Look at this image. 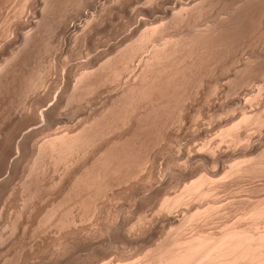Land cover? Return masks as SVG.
<instances>
[{
    "label": "rangeland",
    "instance_id": "rangeland-1",
    "mask_svg": "<svg viewBox=\"0 0 264 264\" xmlns=\"http://www.w3.org/2000/svg\"><path fill=\"white\" fill-rule=\"evenodd\" d=\"M173 1L0 0V170L7 168L16 140L21 143L20 158L0 185V264H153L163 248L194 234H221L233 226L264 232V215L252 218L249 212L264 205V0H183V10L175 7V20L170 12L154 24L137 26L149 9H171ZM89 8L95 20L83 18V31L66 33L65 25ZM206 30L212 31L208 54L197 50L200 55L193 56L195 51L186 50L189 65L182 66H188L189 88L165 104L166 122H156L166 123L157 124L166 125L164 130L148 127L149 142L155 137L151 156L146 161L143 153L141 160L136 157L146 163L135 160V166L111 174L102 189L80 184L129 126L108 114L98 140L76 153L59 154L49 143L62 132L73 136L88 128L157 48H171L175 40ZM142 31L150 38L142 40ZM134 41L137 52L123 60ZM118 64L123 69L114 78L112 68ZM40 111L50 112L52 119L41 123ZM245 115L253 117L251 122L242 120ZM29 125L39 129L25 134ZM206 175V194H185L188 185ZM196 211L201 213L190 219Z\"/></svg>",
    "mask_w": 264,
    "mask_h": 264
},
{
    "label": "bare ground",
    "instance_id": "bare-ground-1",
    "mask_svg": "<svg viewBox=\"0 0 264 264\" xmlns=\"http://www.w3.org/2000/svg\"><path fill=\"white\" fill-rule=\"evenodd\" d=\"M104 1V0H103ZM111 1V0H110ZM120 1V0H119ZM175 1V0H174ZM173 1V3H174ZM193 0H189L187 2L188 3H191ZM209 1V0H208ZM207 1V2H208ZM227 1V0H226ZM95 2V0H94ZM93 2V3H94ZM97 2H101L102 4V1H97ZM106 2V1H105ZM113 2V1H112ZM118 2V1H117ZM116 2V3H117ZM198 2V1H197ZM53 3V2H52ZM92 3V4H93ZM96 3V2H95ZM55 4V3H54ZM105 4V3H104ZM109 5V4H108ZM184 5V2L183 0H176L175 1V5H173L172 7H169L171 9H163V10H158L157 8L153 9L151 8L152 10L149 9V11L141 18H137L136 20V23H137V26H139V28L142 26V25H147V24H154L156 22H158V20H162L163 18V15H168L170 12L171 15H175V12L177 13L175 7L179 6L180 7V10H183L184 7L182 6ZM197 5V4H196ZM88 6V5H87ZM94 6V5H93ZM92 6V8H93ZM106 6V5H105ZM89 7V6H88ZM101 7V5H100ZM262 7V6H261ZM91 8V7H90ZM89 9H84V11L82 12V14L80 16H78L75 20H73L72 22L70 21V24L67 23V25H65L64 27V30L66 33L68 32H74L75 34V30H79L81 29L83 31V28H82V23L81 21L84 20L85 18H89L91 16L94 15V13L96 12V7L93 8L95 11L94 13H92ZM123 8V7H122ZM203 8V7H201ZM200 8V9H201ZM103 9V8H102ZM216 9V8H215ZM98 10V9H97ZM103 11V10H102ZM146 11V10H145ZM144 11V12H145ZM189 11V10H188ZM199 11V10H198ZM99 12V11H98ZM143 12V11H142ZM213 12V11H212ZM102 14V12H101ZM144 14V13H143ZM169 14V15H170ZM204 14V13H203ZM140 15V14H139ZM138 16V15H137ZM141 16V15H140ZM176 16V15H175ZM172 17L173 18H175ZM179 16H182V15H179ZM178 16V18H179ZM97 17V16H96ZM132 17V16H131ZM167 17V16H165ZM226 17V16H225ZM82 18V19H81ZM84 18V19H83ZM95 18V16H94ZM91 17V20L94 19ZM162 18V19H161ZM181 18V17H180ZM179 18V19H180ZM187 18V17H186ZM178 19V20H179ZM32 20V19H31ZM34 20V19H33ZM95 20V19H94ZM93 20V21H94ZM175 20V19H173ZM87 21V20H86ZM30 22V20L28 21ZM26 22V23H28ZM36 22V21H35ZM88 22V21H87ZM25 23V24H26ZM32 22H30L31 24ZM85 23V22H84ZM90 23V21H89ZM92 23V21H91ZM184 23V22H183ZM198 23V22H197ZM135 24V22H134ZM36 26V25H35ZM85 26L88 27V25L85 24ZM154 26L152 25V28ZM164 27V26H163ZM134 28V27H133ZM138 28V27H137ZM144 28V27H143ZM150 28V27H149ZM156 28V27H154ZM153 28V29H154ZM172 28V27H171ZM86 29L87 28H84L85 32H86ZM93 29V28H92ZM165 29V28H164ZM205 29V28H204ZM62 30V31H64ZM200 30V29H199ZM202 30V29H201ZM76 31V32H77ZM151 31V30H150ZM157 31V29H156ZM207 31V30H206ZM65 32H63V34H65ZM148 32V31H147ZM201 32V31H200ZM198 32V33H195L193 35H191L190 37L186 38V39H182L184 37L181 38V42L180 41H177L175 40L176 42H173L174 45H172L171 48H157L152 56L147 60V62L145 63L144 67L139 71V74H137L138 76L136 77V79H134L133 81H130L125 87L124 89L121 90V92H117L118 94L115 96V100H112L111 103H109L110 106H106V108L103 110L102 114L100 113V116L99 117H95L94 118V121L91 123V125L88 126V128L86 129H83L82 131L80 130L79 133H77L76 135L74 134L73 136L69 135V134H64L63 132L61 133V135H58L57 138H55L54 140H52L50 143H49V147H51L53 150H56V152H61L62 154L63 153H71V151L73 152L74 150H77L79 148H83L85 146H89L91 143H93L94 141L96 142V140H98L99 136H100V132L98 129L104 119V117L108 114H110V116L112 115H116V117L119 119V121L123 122L122 124L124 125H127L129 126V131L126 132L127 135H124L123 138H120L117 142H114L113 145L110 146V148H108L104 155H102V158L99 160V166L94 167L92 166V170L89 172V170L87 172V174H85L83 176V179L81 180L80 184L82 183V185L84 184L85 186H89V187H96L97 189H102L104 188L106 185H108L109 181H108V178L111 174H114V173H117V172H122V170L125 168L127 169L128 166H131L132 163L136 162V157L138 159L144 157V160L146 161L147 158H149L150 156L149 155V148H151V144H152V141L153 139L155 138H151L152 141L150 140L149 142V135L151 134L150 132H148L149 128L151 126V124H156L157 121H159L160 119L164 122H166V120L163 118L166 117V115L168 116V114L162 116V114L165 112L167 113V111H163V109H165V107H168L170 106V104H168L169 102L167 101H174V99L177 98V91H180V90H183L185 86L188 87V84H187V78L186 76L188 75V72L186 71L187 69V60L188 58H186L184 56L185 53H187L188 51V54H189V51L193 53V56L194 54L196 53V56H198L197 54V50H199L200 54H204L205 52H207V46L206 44L209 46L210 42L211 41V38H212V34L210 31H207V32ZM210 32V33H209ZM237 32V31H236ZM143 33V31H142ZM28 34V33H27ZM79 34V33H78ZM81 34V33H80ZM141 34V33H140ZM211 34V35H210ZM219 34V33H217ZM216 34V35H217ZM77 35V33H76ZM74 36V35H73ZM85 36V35H84ZM138 36V35H137ZM150 33H143L142 35H140L139 37L142 38V40L146 39V38H150ZM187 36V35H185ZM215 36V35H214ZM152 38V37H151ZM135 39L138 40V38L136 37ZM134 39V40H135ZM177 39V38H176ZM119 40V39H118ZM180 40V39H179ZM214 40V39H213ZM139 41V40H138ZM172 42V41H171ZM135 45L132 44L128 51L124 53V57H123V60H128L127 58H130L137 52H135V50L139 47V45H136V41H134ZM169 43V42H168ZM209 43V44H208ZM145 44V43H144ZM143 45V44H142ZM167 45V44H165ZM212 45V44H211ZM161 47V46H160ZM165 47V46H164ZM216 47V46H215ZM203 48H206L205 51H202L200 49H203ZM138 50V49H137ZM187 50V51H186ZM121 51V50H120ZM126 51V50H125ZM186 51V52H184ZM198 51V52H199ZM119 52V51H118ZM184 52V53H183ZM204 52V53H203ZM121 53V52H120ZM123 53V52H122ZM134 53V54H133ZM183 53V54H182ZM211 53V52H210ZM139 54V53H138ZM182 54V55H181ZM187 54V55H188ZM199 54V55H200ZM205 54H208V53H205ZM186 55V54H185ZM186 55V56H187ZM115 56V55H114ZM113 56V57H114ZM117 56V55H116ZM115 56V57H116ZM202 56V55H201ZM121 57V58H122ZM189 57V55H188ZM118 58V57H117ZM185 58V59H184ZM201 58V57H200ZM115 59V58H114ZM185 63H181V61H183ZM187 59V60H186ZM198 59V58H197ZM120 60V59H119ZM84 61V60H83ZM114 61V60H113ZM199 62V61H198ZM197 62V63H198ZM107 63H110V62H107ZM123 63V62H122ZM205 63V62H204ZM247 63V62H246ZM113 64V63H111ZM116 64V63H115ZM121 64V63H120ZM184 64H187L186 66H182ZM194 64V63H193ZM201 64V63H200ZM104 66V65H103ZM127 66V65H125ZM217 66V65H216ZM260 66V65H259ZM87 67V66H86ZM112 67V66H111ZM186 67V68H184ZM195 67V66H194ZM241 67V66H240ZM99 68V67H98ZM109 68V67H107ZM118 68H120L119 64L118 66L115 65L114 68H112V73L113 74L112 76H114V78H116V75L118 74ZM127 68V67H126ZM198 68V67H197ZM201 68V67H200ZM123 69V68H122ZM120 68L119 72L122 70ZM190 69V68H189ZM210 69V68H209ZM95 70V69H94ZM107 71V70H106ZM189 71V70H188ZM203 71V70H202ZM103 72V71H102ZM109 72V71H108ZM186 72H187V75H186ZM121 73V72H120ZM119 73V74H120ZM92 74V73H91ZM109 74V73H108ZM110 74V75H111ZM118 74V75H119ZM191 74V73H189ZM120 76V75H119ZM189 76V75H188ZM193 77V76H192ZM95 78V77H94ZM99 78V77H98ZM97 79V78H96ZM101 79V78H100ZM108 79V78H107ZM80 80V79H79ZM102 80V79H101ZM38 81V80H37ZM103 81V80H102ZM101 81V82H102ZM108 81V80H107ZM186 81V83H185ZM88 82V81H87ZM91 82V81H90ZM188 82H191L188 81ZM236 82V81H235ZM99 83V82H98ZM185 83V85H184ZM83 84V83H82ZM86 84V83H85ZM187 84V85H186ZM65 85V84H64ZM88 85V83H87ZM66 86V85H65ZM80 87V85H78ZM78 87V88H79ZM87 86H85L86 88ZM91 87V86H90ZM95 87V85L93 86ZM180 87H182V89H180ZM189 88V87H188ZM81 89H84V88H81ZM86 89H89L86 88ZM99 89V88H98ZM96 89V90H98ZM200 90V89H199ZM198 90V91H199ZM64 91V90H63ZM78 91V90H77ZM84 91V90H83ZM89 91V90H88ZM86 91V92H88ZM93 92V91H92ZM183 92V91H182ZM180 91V93H182ZM64 93V92H63ZM61 94V92H60ZM77 94V93H76ZM82 94V93H81ZM176 94V95H175ZM176 98H174L175 96ZM179 95V94H178ZM183 95V94H182ZM181 95V96H182ZM185 95V94H184ZM222 95V94H221ZM76 96V95H75ZM180 96V97H181ZM251 96V95H250ZM61 97V96H60ZM64 97V96H63ZM92 97V96H91ZM171 98V100H168V98ZM183 97V96H182ZM181 97V98H182ZM244 97V96H243ZM68 98V97H67ZM114 98V97H113ZM169 98V99H170ZM186 98V97H185ZM189 98V97H188ZM258 98V97H257ZM192 99V98H191ZM238 99V97H237ZM244 99V98H243ZM89 100V99H88ZM100 100V99H99ZM246 100V99H245ZM46 101V100H45ZM176 101V100H175ZM179 101V99H178ZM181 101V99H180ZM55 102V101H53ZM62 102V101H61ZM177 102V101H176ZM167 103V105L165 106V104ZM175 102H173L174 104ZM178 103V102H177ZM58 104V103H57ZM80 104V103H79ZM89 104V103H88ZM52 105V104H50ZM49 105V106H50ZM55 105V104H53ZM52 107V106H51ZM50 107V108H51ZM58 107V106H57ZM48 108V107H47ZM48 108V109H50ZM171 108V107H170ZM185 108V107H184ZM47 109V110H48ZM173 109V108H172ZM187 109V108H186ZM46 110V109H45ZM46 110V111H47ZM53 110V109H52ZM88 110V109H87ZM170 110V109H169ZM212 110V109H211ZM244 110V109H243ZM41 111H44L41 110ZM40 111V119H41V123L44 122L46 120V118H49L50 117V112H43L41 113ZM49 111V110H48ZM51 111V110H50ZM66 111V110H65ZM70 111V110H69ZM171 111V110H170ZM180 111V110H179ZM232 111V110H231ZM54 112V111H53ZM163 112V113H162ZM169 112V111H168ZM244 112V111H243ZM39 113V112H38ZM263 113V111H262ZM181 114V113H179ZM188 114V113H187ZM234 114V113H233ZM37 115V114H36ZM62 115V114H61ZM91 115V114H90ZM118 115V116H117ZM183 115V113H182ZM252 115V114H251ZM52 116V115H51ZM98 116V115H97ZM179 116V115H178ZM246 116V115H245ZM249 115H247L246 117H243L244 119H242L243 121L245 119L246 122L250 120H252L253 117H248ZM254 116V115H253ZM38 117V116H37ZM53 117V116H52ZM55 117V116H54ZM61 117V116H60ZM115 117V118H116ZM162 117V118H160ZM184 117V116H183ZM187 117V116H186ZM185 117V118H186ZM262 116H258L257 115V120L258 121H261V118ZM51 118V117H50ZM49 118V120H50ZM112 117V119H115ZM117 118H116V121H117ZM168 118V117H167ZM170 118V117H169ZM179 118V117H177ZM181 118V117H180ZM192 118V117H191ZM234 118V117H232ZM237 118V117H236ZM235 118V119H236ZM251 118V119H249ZM52 119V118H51ZM56 120V117L54 118ZM121 119V120H120ZM172 119V118H171ZM187 119V118H186ZM255 119H256V114H255ZM264 119V118H263ZM37 120V119H36ZM35 120V121H36ZM70 120V119H68ZM110 120V119H109ZM181 120V119H180ZM78 121V120H76ZM105 121V120H104ZM107 121V120H106ZM162 121H160L161 125L163 124H166V123H163ZM170 121V120H169ZM226 121V120H225ZM232 121V120H231ZM256 121V120H255ZM257 121V122H258ZM52 122V121H51ZM61 122V121H60ZM63 122V121H62ZM108 122V121H107ZM111 122V120H110ZM241 122V121H240ZM116 123V122H115ZM185 123V122H184ZM228 123V122H227ZM261 123V122H260ZM259 123V124H260ZM68 124V123H67ZM105 124V123H104ZM107 124V123H106ZM111 124V123H110ZM158 125L159 122L157 123ZM154 125L153 128L151 126V128L154 130V128L157 126ZM167 124H168V121H167ZM180 124V123H179ZM237 124V123H236ZM238 124H239V121H238ZM238 124L236 126H238ZM70 125V124H69ZM103 125V123H102ZM160 125V126H161ZM262 125V124H260ZM30 126V125H29ZM27 126V128L29 127ZM41 126V125H40ZM74 126V125H73ZM160 126H157L158 128ZM166 125H164V128H165ZM235 127V125H233ZM42 127V126H41ZM106 127V126H105ZM162 127V126H161ZM160 127V129H162ZM168 127V125H167ZM233 127V128H234ZM64 128V127H63ZM84 128V127H83ZM101 128V127H100ZM150 128V129H151ZM155 130L154 131V134L156 131H160L162 132V130H164V128L162 130ZM237 128V127H236ZM234 128V129H236ZM239 128V127H238ZM34 127L30 126V128H28L25 132V134H27L28 132H33L34 130L36 129H39L36 128L34 129ZM151 129V130H152ZM223 129V128H222ZM229 129V128H228ZM263 129V128H262ZM33 130V131H32ZM127 130V129H126ZM125 130V131H126ZM149 130V131H151ZM232 130V129H231ZM229 130V131H231ZM124 131V132H125ZM168 131V130H167ZM23 132V131H22ZM21 132V133H22ZM169 132V131H168ZM174 132V131H173ZM34 133V132H33ZM68 133V132H67ZM125 133V134H126ZM149 133V135H148ZM237 133V132H236ZM32 134V133H31ZM158 132H156L155 135H157ZM161 134V133H160ZM158 134V136L160 135ZM165 134V133H164ZM240 134V133H239ZM99 135V136H98ZM163 135V134H162ZM223 135V134H222ZM231 135V134H230ZM21 136V134H20ZM27 136H30V135H27ZM153 137V135H150ZM248 136V139H249V136L250 135H246ZM244 136V138L246 137ZM98 137V138H97ZM122 137V136H121ZM157 137V136H156ZM240 137V136H239ZM97 138V139H96ZM237 138V137H236ZM241 139L243 137H240ZM28 139V138H27ZM216 139V138H215ZM240 139V140H241ZM247 139V137H246ZM256 139V138H255ZM259 139V138H258ZM23 140V136H22V139ZM25 140V139H24ZM157 140V139H156ZM225 140V139H224ZM101 141V140H100ZM245 141V140H244ZM14 142V141H13ZM22 142V141H21ZM155 142V141H154ZM207 141H205L206 143ZM241 142V141H240ZM249 142V141H248ZM247 142V143H248ZM264 142V141H263ZM26 143V142H25ZM243 143V142H242ZM251 143V141H250ZM253 143V142H252ZM257 143V142H256ZM20 141L16 140L13 148H10L11 151L8 152V155L7 157L9 156V164L7 166V168L5 169H1L0 170V185L1 183H3V180L7 177V173L9 174V170H10V166L11 164H13L15 161H17V159H19L20 156L19 155V146H20ZM139 144V145H137ZM203 144V143H202ZM246 144V143H245ZM261 144L263 145V143L261 142ZM24 145V144H23ZM23 145H21L23 147ZM248 145H251L248 143ZM256 144H254L255 146ZM150 146V147H149ZM254 146H246L247 148H245L244 146V149H249V148H253ZM40 147V146H39ZM45 147V146H44ZM47 147V146H46ZM45 147V148H46ZM208 147L209 144H208ZM237 147V146H236ZM235 147V148H236ZM239 147V146H238ZM260 147V146H259ZM21 148V147H20ZM88 148V147H87ZM200 148H203L200 146ZM251 148V149H252ZM255 148V147H254ZM203 152L206 150V147L203 148ZM212 149V148H211ZM218 149V148H217ZM230 149V148H229ZM238 149V148H236ZM241 149V148H240ZM258 149V148H257ZM260 149V148H259ZM258 149V151H259ZM50 150V148H49ZM52 150V152L54 153V151ZM58 150V151H57ZM155 150V149H154ZM202 150V149H201ZM219 150V149H218ZM227 150V149H226ZM250 150V149H249ZM78 151V150H77ZM104 151V150H103ZM152 151V150H151ZM150 151V152H151ZM198 151V150H197ZM209 151V150H208ZM213 151V150H212ZM223 152L222 150H219V151H216V148H215V152H219L220 153ZM235 151V149H234ZM256 149L254 152H258ZM51 152V151H50ZM75 152V151H74ZM86 152V151H85ZM187 152V151H186ZM201 153V151H198ZM197 152V153H198ZM202 152V153H203ZM207 152V151H206ZM205 152V153H206ZM211 152V150H210ZM214 152V153H215ZM252 152V151H251ZM40 153V152H39ZM52 153V155H53ZM65 153V154H66ZM76 153V152H75ZM145 154L144 156H141L142 154ZM196 153V152H195ZM217 153V154H219ZM224 153V152H223ZM239 153V152H237ZM243 154V152H240ZM21 154V153H20ZM60 154V153H59ZM62 154L60 155L61 157ZM63 154V155H65ZM138 154H140V156H138ZM194 154V153H193ZM209 154V153H208ZM216 154V155H217ZM232 154V153H231ZM240 154V155H242ZM22 155V154H21ZM195 155V154H194ZM202 155V154H201ZM211 155V154H210ZM213 155V154H212ZM223 155V154H221ZM219 155V156H221ZM237 155V154H236ZM239 155V154H238ZM244 155V154H243ZM247 155V153H246ZM245 155V156H246ZM251 155V154H249ZM57 156V155H56ZM18 157V158H17ZM59 157V156H58ZM66 157V156H65ZM74 157V156H72ZM203 157V156H202ZM207 158V156H204ZM203 157V158H204ZM225 157V156H224ZM180 158V157H179ZM203 158H199L200 160H202ZM211 158V157H210ZM215 158V157H214ZM237 158V157H236ZM16 159V160H15ZM47 159V158H45ZM198 159V160H199ZM220 159V158H219ZM15 160V161H14ZM59 160V159H58ZM66 160V159H65ZM136 160V161H135ZM141 160V159H140ZM139 160V161H140ZM154 160V159H153ZM152 160V161H153ZM193 160V159H192ZM205 160V159H204ZM209 160V158H208ZM213 160V159H212ZM217 160V159H216ZM224 160V159H223ZM14 161V162H13ZM61 161V160H60ZM67 161V160H66ZM143 161V159H142ZM141 161V164L140 162H138V164L140 165H144L146 162L143 161L142 163ZM197 161V160H196ZM62 162V161H61ZM136 162V163H137ZM150 162V161H149ZM208 162V161H207ZM16 163V162H15ZM95 163V162H94ZM133 163V164H134ZM135 163V164H136ZM195 163V162H194ZM132 165V166H135ZM148 164V163H147ZM191 166L192 163H190ZM189 164V165H190ZM168 165V164H167ZM186 165V164H185ZM195 165V164H194ZM209 165V164H208ZM40 166V165H39ZM55 166V165H54ZM96 166V165H95ZM153 166V165H151ZM188 165H186V168H187ZM169 167V166H168ZM239 167V166H237ZM129 168V167H128ZM141 168V166L139 167ZM144 168V167H143ZM158 168V167H157ZM189 168V167H188ZM222 168V167H221ZM45 169V168H44ZM196 170V168H194ZM211 169V168H210ZM236 169V168H235ZM70 170V169H69ZM86 170V169H85ZM128 170V169H127ZM137 170V169H136ZM158 170V169H157ZM246 170V169H245ZM187 171V170H186ZM120 172V173H121ZM132 172V171H131ZM191 172V171H190ZM194 172V170H193ZM197 172V171H196ZM195 172V173H196ZM215 172V171H214ZM11 173V172H10ZM183 173V172H182ZM31 174V173H30ZM119 174V173H117ZM161 174V173H160ZM181 174V173H180ZM185 174V173H183ZM187 174V172H186ZM192 174V173H191ZM190 174V175H191ZM207 174V173H206ZM218 174V173H217ZM241 174V173H240ZM7 175V176H6ZM188 175V174H187ZM195 175V174H194ZM216 175V174H215ZM46 176V175H45ZM155 176V175H154ZM161 176V175H160ZM183 176V175H182ZM78 177V176H77ZM76 177V178H77ZM82 177V176H81ZM123 177V176H122ZM153 177V176H152ZM159 177V176H157ZM202 177V176H201ZM80 178V177H79ZM164 178V176H163ZM162 178V179H163ZM167 178V177H166ZM191 178V177H190ZM222 178V177H221ZM154 179V178H153ZM158 179V178H157ZM155 179V180H157ZM209 179V177H203V178H199L198 180H196L194 183H192L190 186L188 185L187 188H185V194H190V195H195L194 197H197L198 196H202V194H206L207 192L204 191L202 189V185L204 182H206L207 180ZM5 180H4V183H5ZM159 180V179H158ZM186 180V179H185ZM117 181V180H116ZM151 181V180H150ZM153 181V180H152ZM151 181V182H152ZM170 181V180H169ZM79 182V181H78ZM210 182V181H209ZM212 182V181H211ZM170 185L171 183L168 182ZM180 183V182H179ZM190 184V183H189ZM205 184V183H204ZM81 185V186H82ZM208 185V184H207ZM80 186V187H81ZM104 186V187H103ZM167 186V185H166ZM165 186V187H166ZM219 186V185H218ZM1 187V186H0ZM155 187V186H154ZM153 187V188H154ZM159 187V186H158ZM211 188V187H210ZM76 189V187H75ZM178 189V188H177ZM30 190V189H29ZM79 190V189H78ZM91 190V189H89ZM153 190V189H152ZM183 190V189H182ZM211 191V189H210ZM98 192V191H97ZM104 192V191H103ZM156 192L157 191V188H156ZM100 193V192H99ZM155 194V193H154ZM189 195V196H190ZM98 196V195H97ZM185 196V195H184ZM191 196V197H193ZM95 197V196H93ZM106 197V196H105ZM80 198V197H79ZM189 198V197H188ZM187 198V199H188ZM200 198V197H199ZM77 199V198H76ZM201 199V198H200ZM247 199V198H246ZM236 200V199H235ZM157 201V200H156ZM165 201V200H164ZM181 202V201H180ZM189 202V201H188ZM84 203V202H83ZM186 203V202H185ZM193 203V201H192ZM162 204V203H161ZM98 205V204H97ZM187 205H189L187 203ZM191 205V204H190ZM189 205V206H190ZM256 205V204H255ZM168 206V205H167ZM97 207V206H96ZM164 207V206H163ZM171 208V207H170ZM174 208V207H173ZM194 208V207H193ZM75 209V208H74ZM216 209V208H215ZM60 210V209H59ZM163 210V209H162ZM192 210V209H190ZM86 211V210H85ZM91 211V210H90ZM187 211V210H186ZM53 212V211H52ZM170 212V211H169ZM250 212V216L253 218L257 217V218H262L261 216L264 215V205L260 204V205H257V206H254L253 209H250L249 210ZM59 213V212H58ZM171 213V212H170ZM181 213V212H180ZM201 212L200 211H196L194 214L192 213V216H188L192 217H195L197 216L198 214H200ZM46 214V213H45ZM49 214V213H48ZM182 214V213H181ZM180 215V214H179ZM94 216V215H93ZM166 216V215H164ZM175 216V215H173ZM183 216L185 217V215L183 214ZM52 217V216H51ZM171 217V215H170ZM176 217V216H175ZM264 217V216H263ZM47 218V217H46ZM165 218V217H164ZM163 218V219H164ZM167 218V217H166ZM165 218V219H166ZM187 218V217H186ZM175 219V218H173ZM176 219H181L180 216L179 218H176ZM175 219V220H176ZM185 219V218H184ZM189 219V218H188ZM52 220V219H51ZM170 220V218H169ZM85 221V220H84ZM160 221V219H159ZM177 221V220H176ZM175 221V222H176ZM180 221V220H179ZM250 221V220H249ZM182 222V221H181ZM180 222V223H181ZM172 223V222H171ZM45 224V223H44ZM47 224V223H46ZM175 224V223H174ZM260 225V224H259ZM77 226V225H76ZM204 228V227H203ZM41 229V228H40ZM177 230V229H176ZM264 230V229H263ZM190 232V231H189ZM185 235V234H184ZM176 239V238H175ZM173 242V241H172ZM162 247V246H161ZM166 247V245H165ZM169 247V246H168ZM161 250V249H160ZM155 253V252H154ZM153 253V254H154ZM157 253V252H156ZM204 262H206L207 264L208 263H211V264H264V232H257L255 231L254 229H246V228H242L240 226H233V227H230L228 228L227 230H225L224 232H222L221 234H215V233H207V234H200L195 236V234L191 237L188 236V238H183L179 241L176 242V246L174 245V248H163L159 253H158V258L157 260L153 263V264H203ZM149 264V263H148Z\"/></svg>",
    "mask_w": 264,
    "mask_h": 264
}]
</instances>
